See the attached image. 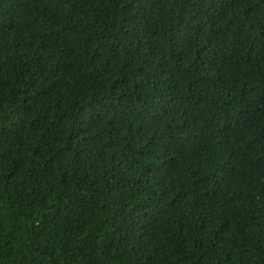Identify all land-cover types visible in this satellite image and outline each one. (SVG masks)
<instances>
[{
	"label": "trees",
	"instance_id": "obj_1",
	"mask_svg": "<svg viewBox=\"0 0 264 264\" xmlns=\"http://www.w3.org/2000/svg\"><path fill=\"white\" fill-rule=\"evenodd\" d=\"M0 264H264V0H0Z\"/></svg>",
	"mask_w": 264,
	"mask_h": 264
}]
</instances>
